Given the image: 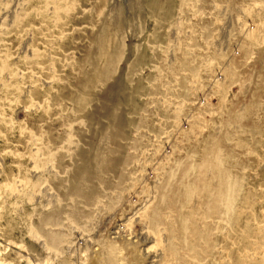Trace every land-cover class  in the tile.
I'll return each mask as SVG.
<instances>
[{"label":"rangeland","instance_id":"374dc122","mask_svg":"<svg viewBox=\"0 0 264 264\" xmlns=\"http://www.w3.org/2000/svg\"><path fill=\"white\" fill-rule=\"evenodd\" d=\"M0 264H264V0H0Z\"/></svg>","mask_w":264,"mask_h":264},{"label":"bare ground","instance_id":"6f19581e","mask_svg":"<svg viewBox=\"0 0 264 264\" xmlns=\"http://www.w3.org/2000/svg\"><path fill=\"white\" fill-rule=\"evenodd\" d=\"M252 32V31H251ZM251 35H253V34H251ZM253 37V36H252ZM187 127H189V125L187 126ZM191 130H193V128H190ZM196 130V129H195ZM181 132H183V131H181ZM238 143V142H237ZM241 142H239L238 144V148L239 147H241V148H243L244 150H245V147L243 146V144L241 143ZM237 145V144H236ZM243 149H240V150H242L243 151ZM247 150V149H246ZM249 150V149H248ZM149 204V203H148ZM146 208V207H145ZM145 217V216H144ZM109 243V242H108ZM111 243V242H110ZM114 244V243H113ZM161 259V258H160ZM168 261V260H167ZM153 262V261H152ZM164 263H165V261H164Z\"/></svg>","mask_w":264,"mask_h":264}]
</instances>
